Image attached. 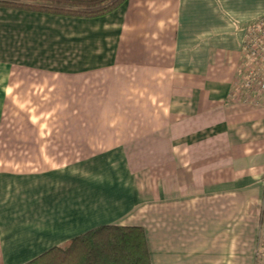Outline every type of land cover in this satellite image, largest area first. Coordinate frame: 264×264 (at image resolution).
I'll use <instances>...</instances> for the list:
<instances>
[{
	"label": "crops",
	"instance_id": "crops-1",
	"mask_svg": "<svg viewBox=\"0 0 264 264\" xmlns=\"http://www.w3.org/2000/svg\"><path fill=\"white\" fill-rule=\"evenodd\" d=\"M261 18L264 0L0 8V264L106 225L143 228L152 264H264V109L236 92Z\"/></svg>",
	"mask_w": 264,
	"mask_h": 264
},
{
	"label": "trees",
	"instance_id": "trees-1",
	"mask_svg": "<svg viewBox=\"0 0 264 264\" xmlns=\"http://www.w3.org/2000/svg\"><path fill=\"white\" fill-rule=\"evenodd\" d=\"M128 0H0V8L73 18L106 16ZM27 264H152L141 227L106 225L55 247Z\"/></svg>",
	"mask_w": 264,
	"mask_h": 264
},
{
	"label": "built area",
	"instance_id": "built-area-1",
	"mask_svg": "<svg viewBox=\"0 0 264 264\" xmlns=\"http://www.w3.org/2000/svg\"><path fill=\"white\" fill-rule=\"evenodd\" d=\"M244 50L247 52L244 74L236 92L245 94V101L264 109V18L249 28Z\"/></svg>",
	"mask_w": 264,
	"mask_h": 264
},
{
	"label": "rangeland",
	"instance_id": "rangeland-1",
	"mask_svg": "<svg viewBox=\"0 0 264 264\" xmlns=\"http://www.w3.org/2000/svg\"><path fill=\"white\" fill-rule=\"evenodd\" d=\"M244 49H245V46H244ZM246 55H247V52H245V50H244V60H245V58L247 57ZM246 60H247V63H246V64H248V63H249V62H248V59H246ZM242 69H243V68H242ZM243 74H244V71L241 72V74H240V79H242ZM239 86H240V83H239Z\"/></svg>",
	"mask_w": 264,
	"mask_h": 264
}]
</instances>
